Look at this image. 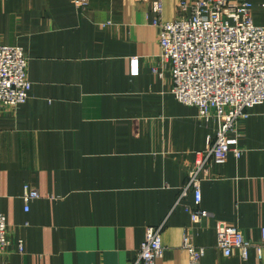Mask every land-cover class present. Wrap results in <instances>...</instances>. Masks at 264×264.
<instances>
[{"label":"crops","instance_id":"obj_1","mask_svg":"<svg viewBox=\"0 0 264 264\" xmlns=\"http://www.w3.org/2000/svg\"><path fill=\"white\" fill-rule=\"evenodd\" d=\"M76 1L0 0V45L24 48L32 82L25 103L0 109L2 261L127 264L164 224L156 264H189L186 233L205 248L197 264H264V103L239 122L241 156L210 163L201 203L189 190L177 204L217 124L173 94L154 0ZM253 2L264 25V0ZM163 3V20L185 14L179 0ZM26 184L40 194L28 210ZM197 208L208 216L195 222ZM218 221L251 241L247 258L217 246Z\"/></svg>","mask_w":264,"mask_h":264},{"label":"built area","instance_id":"obj_2","mask_svg":"<svg viewBox=\"0 0 264 264\" xmlns=\"http://www.w3.org/2000/svg\"><path fill=\"white\" fill-rule=\"evenodd\" d=\"M80 7L86 0H77ZM185 13L174 20H163V0H154L153 23L160 27L159 58L170 65L172 92L178 101L195 106L205 123H216L215 137H209L205 150L196 153L188 170L177 204L189 190L198 206L202 199V181L209 176L211 162L224 163L232 152L242 154L239 146V122L249 116L252 106L264 103V25H257L253 16V0H179ZM28 56L19 45H0V109L18 106L31 97L32 82L28 77ZM156 71V69H154ZM39 192L29 184L24 186L26 209L39 198ZM197 222L208 212L197 208L191 213ZM164 224L147 228L144 240L134 259L127 264H156L163 257ZM217 246L225 255L238 249L247 258L251 241L238 227L225 221L216 224ZM19 251H24L22 240ZM7 221L0 211V264L8 245ZM264 247V227L260 245ZM183 248L189 254V264H197L205 253L189 234L183 238Z\"/></svg>","mask_w":264,"mask_h":264}]
</instances>
